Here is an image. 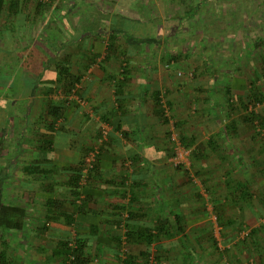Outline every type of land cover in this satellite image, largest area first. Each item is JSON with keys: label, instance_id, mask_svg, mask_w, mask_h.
<instances>
[{"label": "crops", "instance_id": "obj_1", "mask_svg": "<svg viewBox=\"0 0 264 264\" xmlns=\"http://www.w3.org/2000/svg\"><path fill=\"white\" fill-rule=\"evenodd\" d=\"M99 47L87 45L81 53L64 46L68 54L52 66L49 56L22 63L19 89L6 93L0 104V206L25 212L21 230L0 229L3 264H59V245L71 240L82 245L84 264H115L129 234L133 244L131 237L138 229L154 226L151 210H157L158 219L153 221L164 223L166 215L160 212L168 213L166 206H199L197 198L205 197L198 186L191 188L187 173L171 167L165 106L181 105L179 83L155 59L121 63L118 58L105 59ZM141 50L136 47L135 52ZM91 51L97 54L93 61ZM61 61L66 62L67 73L78 77L67 91L59 75ZM123 67L128 71L125 75ZM245 81L234 78L237 91ZM157 101L167 121L162 120ZM48 106L56 108V118ZM242 129L230 128L234 150L226 155L233 165L238 164V155H249L252 147L248 131ZM94 146L98 148L95 170L83 179L78 168ZM219 146L204 147L220 152ZM219 152L215 163L224 158ZM192 154L200 157L194 161L198 163L195 174L208 178L209 172L217 173L214 163L207 169L204 155ZM238 166L246 172L244 165ZM236 169L234 165L231 176L237 186H243L244 195L260 188L242 180ZM258 176L251 177L257 180ZM234 201L242 206L257 203L255 198L253 203ZM260 214L264 215L263 209ZM259 257L264 260V253Z\"/></svg>", "mask_w": 264, "mask_h": 264}, {"label": "rangeland", "instance_id": "obj_2", "mask_svg": "<svg viewBox=\"0 0 264 264\" xmlns=\"http://www.w3.org/2000/svg\"><path fill=\"white\" fill-rule=\"evenodd\" d=\"M9 3L4 0L0 14V104L6 93L19 89L22 63L49 56L52 66L68 54L67 46L81 53L84 46H100L106 56L112 26L131 33L138 42L131 47L142 50L109 59L121 63L155 59L179 83L181 105L165 106L171 167L187 173L191 188L198 186L205 197L197 198L199 206H166L168 213L160 212L166 215V233L149 246L127 243L129 255L141 263V254L148 252L152 257L148 264H184L186 258L188 264H249L250 258L251 264L264 263L259 257L264 253V215H259L264 210V0H20L13 13ZM115 42L124 52L131 49L122 37ZM234 78L246 80L239 83L238 91ZM232 126L246 128L252 143L249 155L236 157L246 174L234 164L242 180L260 186L250 197L237 193L242 185L237 186L231 176L234 165L226 153L234 150ZM217 143L220 152L206 149ZM179 148L185 161L176 164ZM192 152L205 156L207 169L214 163L217 173L209 172L208 178L195 174L198 163L194 161L200 157ZM217 152L225 155L215 163ZM253 175L261 178L254 180ZM254 198L257 203L251 206L234 201L253 203ZM156 214L157 210L149 212L154 226Z\"/></svg>", "mask_w": 264, "mask_h": 264}, {"label": "trees", "instance_id": "obj_3", "mask_svg": "<svg viewBox=\"0 0 264 264\" xmlns=\"http://www.w3.org/2000/svg\"><path fill=\"white\" fill-rule=\"evenodd\" d=\"M9 10L13 12H16V9L19 7V3L20 0H9ZM4 0H0V14H1V9L3 6ZM39 8V7H38ZM112 31L109 34V43L107 44L106 47V51H105V59H109L110 55L113 57H117V55L123 56V57H127L128 53H134L135 52V47L132 48L131 45L135 44L138 45V42L136 40H134V38H132V34H128L125 31L121 30V29H117L115 26H112ZM91 31H93L91 29ZM118 37H122L123 42L126 43V45H128L129 47H131V49H127L124 51H122L121 49H119V44H117L115 41ZM115 55V56H114ZM97 57V54H91V60L93 61L95 58ZM66 62H64V65L62 64V67H60V74L63 77V85H64V89L67 91L68 88H70L73 85V81H77L78 77L73 74L67 73V67L65 66ZM125 67V66H124ZM123 67V73L122 74H127V68L124 69ZM162 104H160L159 101H157V107L159 109V113L162 117L163 121H167V119L164 117L163 114V109L160 106ZM56 110L55 107L53 106H48V112L49 114H51V116H53L54 111ZM54 118H56V116H53ZM247 120V118H245ZM85 155V154H84ZM84 157V156H83ZM96 165V164H95ZM83 169V158L82 161L80 163V167L78 168L79 172ZM95 170V166L88 171V174H91L93 171ZM80 175V174H79ZM80 176H78L79 178ZM243 188H239L237 193H241L240 196L244 197L243 194ZM247 196V195H246ZM250 197V195H249ZM25 212L23 209L18 208V207H14V206H0V229L2 230H21L22 229V225H23V218H24ZM175 222L178 225V229L179 231L181 230L180 228V220L178 217H175ZM157 225L153 226V227H146L141 229H138L137 232L132 235V242H142L145 243L146 246L151 245L153 242H156L158 237L160 235H164L166 233L165 228H164V224H163V220H158ZM253 229L251 230L250 233L252 232ZM128 239V240H127ZM126 242L130 243V234L127 236ZM75 248H70L68 247V242L65 241L63 242L61 245H59V247H61V252H59V264H65L68 255H72L73 256V260L70 261V264H84L83 260L81 259L82 255H83V249H82V245H80L78 242H75ZM161 246H159L158 248H160ZM143 260L140 262H137L136 260H134V258L130 255L127 256V258L123 261V264H148L149 262V258L150 255H148V252H145L143 254H141ZM184 264H188L189 263V259H185ZM0 264H3V261H0ZM172 264V263H171Z\"/></svg>", "mask_w": 264, "mask_h": 264}, {"label": "built area", "instance_id": "obj_4", "mask_svg": "<svg viewBox=\"0 0 264 264\" xmlns=\"http://www.w3.org/2000/svg\"><path fill=\"white\" fill-rule=\"evenodd\" d=\"M171 140L176 141L174 136H171ZM176 144L179 145L178 143H176ZM97 154H98V148H97V146H94L84 155V157H83V169L81 170L83 179L87 175L88 171L91 170L95 166ZM183 154H184V152H183L182 148L177 149V153H176V157H175V163L176 164L184 163L185 158H184ZM75 246H76L75 241H73V240L68 241V247L75 248ZM128 255H129V252H128L127 243L123 242L121 245V249H120L118 258L115 261V264H123V261L127 258ZM150 259H152L151 256L149 258V263H151ZM71 260H73V256L69 254L65 264H70Z\"/></svg>", "mask_w": 264, "mask_h": 264}]
</instances>
